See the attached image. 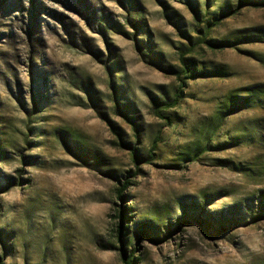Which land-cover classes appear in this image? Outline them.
I'll list each match as a JSON object with an SVG mask.
<instances>
[{"label":"rangeland","instance_id":"1","mask_svg":"<svg viewBox=\"0 0 264 264\" xmlns=\"http://www.w3.org/2000/svg\"><path fill=\"white\" fill-rule=\"evenodd\" d=\"M196 1L203 19L211 18L207 9L238 5ZM196 24L185 0H0V264H124L122 250L135 253L134 264H264V218L252 217L264 203V128L255 146L211 147L178 161L207 141L209 117L228 94L264 86V41L195 50L231 75L189 81L195 99L174 113L180 126L152 113L153 97H172L178 83L141 59L135 38L177 65L175 46L189 45L182 31L197 35ZM251 34L264 40V8L242 7L208 38ZM115 79L126 86L135 127L115 102ZM254 121L264 126V109L231 116L224 130ZM119 136L138 148L139 167ZM156 137L171 155L155 150L158 158L148 159ZM232 210L243 223L232 221ZM212 214L231 224L225 234L193 219Z\"/></svg>","mask_w":264,"mask_h":264},{"label":"trees","instance_id":"2","mask_svg":"<svg viewBox=\"0 0 264 264\" xmlns=\"http://www.w3.org/2000/svg\"><path fill=\"white\" fill-rule=\"evenodd\" d=\"M185 3L189 6L191 12L193 13L195 23H197L196 28L199 34L190 36L187 35L185 31H182V33L187 37L189 45L185 47L175 46L177 52L174 53L178 58L177 65L170 64L168 55L164 52L155 50L152 43H150L147 48V46L141 45L138 39L135 38L136 46L139 50L141 59L145 63L156 67L160 71H163L168 75H173L178 83L174 87L172 97H170L168 94L163 93L161 96H155L152 99L151 108L153 115L163 120L166 125L170 127L181 125V116L174 115V113L177 112L178 108L186 104L188 99H195L193 96H191V94H187L188 92L186 90L189 88V81L214 78L222 79L231 75L230 69L225 67V65H219L215 61L206 60L203 54H206L207 52H194L195 50L199 48L202 49L203 47H206L211 51H222L228 48L238 50L237 45L241 40L243 42L247 41L248 43L264 41L260 35L256 34L241 36L240 38L238 37V39L235 41L229 39L208 38V35L211 31H214L216 26H218L226 18L237 14L242 7L246 6L264 8V0H238V5L236 7L233 8L232 5L219 6L218 11L215 10L216 12H212V10L207 9V12L205 14L211 15V18L207 19L202 18L203 13L198 7L196 0H185ZM166 15L168 16V14ZM204 22L206 23L205 26L202 25V23ZM135 23L136 24L134 25L138 30L143 29V21L136 20ZM200 26H204V28L200 29ZM166 62H168L169 64H167ZM114 81H116V83L112 84V87L115 102L116 104L119 103L118 106L121 107L123 113L125 114L126 120L134 126L135 116H131L129 114L132 109L130 110V108L127 107V102L124 101V99L127 97L126 86L124 85L123 81L118 82V80L116 79ZM258 108L264 109V86L261 85V88L259 85L248 86L239 90L232 91L226 96L225 100L222 101L221 107L217 110V115L209 117L205 136L207 141L203 142L201 140V143L198 142L187 151L179 153L182 155V157L178 158V161L189 163L194 160H198L200 156L205 153V151H208L211 147H215L216 150H224L230 147L241 145L255 146V144L258 143L260 139V134H257V132H260V130L262 132V129L264 128L262 122L258 123V121H254V125L253 123L246 124L243 129H238L236 125L233 126V128H228L226 131L224 130V125H226V122L230 119L231 116L244 111H252ZM117 109L121 110L118 107ZM135 130L138 134L139 132L137 128ZM31 131H33L32 128ZM234 131L236 132V134L234 133ZM221 135H223L222 137L224 138V140L219 141L216 146H212V141L216 137L219 138V136ZM119 137L121 139V136ZM161 144H164V140L156 137L152 143L148 159L158 158L156 156L155 150H162L163 152H165V156L169 154L171 155L173 153L166 144L165 147L168 150L165 151L164 149H161ZM120 146L130 152L134 163L139 167L142 158L140 156L138 148L133 146L130 142H125L122 139L120 140ZM230 164L233 163H230L225 159H221L218 161V165L220 166H228ZM234 166L236 169H242L239 165ZM130 186L131 182L129 180H126L124 184H122V187L118 191V197L120 200H123L122 193L124 192V190H126ZM258 209V214H252V217L264 218V203L261 202ZM198 211V209H194L192 213L196 214ZM234 211L235 210H232L229 215L232 221L243 223L244 220L242 219L241 215ZM127 215V211L124 209H122L118 215L120 219V225L117 230V237L120 242L123 241V235L125 234V230H127V226L122 225V222L125 218H127ZM215 217L216 216L212 214L210 215V217L206 218L201 216H193V219L198 225H201L203 227H211V229L215 230L216 235L225 234L226 231L229 230L231 224H227V222L225 221H219V223ZM141 231L144 234L149 235V237L155 242H158L160 240L158 236H154V232L152 230L146 229L144 226H141ZM122 252V259L124 264L135 263V260L133 259L135 256L134 252H132L130 255H126L124 250H122Z\"/></svg>","mask_w":264,"mask_h":264}]
</instances>
